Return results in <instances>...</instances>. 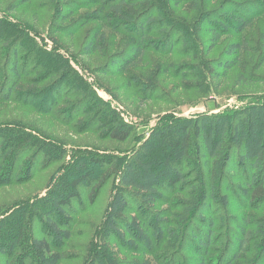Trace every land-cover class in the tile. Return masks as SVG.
Here are the masks:
<instances>
[{
	"label": "rangeland",
	"instance_id": "obj_1",
	"mask_svg": "<svg viewBox=\"0 0 264 264\" xmlns=\"http://www.w3.org/2000/svg\"><path fill=\"white\" fill-rule=\"evenodd\" d=\"M189 4L191 0H157L154 16L164 18L147 38L158 42L125 68L124 62L132 61L136 39L124 30H113L107 20L109 11L95 0H0V95L16 79L11 74L14 65L20 75L10 100L0 99V125L23 127L65 151L59 160L42 165L44 157L40 156L28 182L0 186V217L50 197L63 183L87 174L99 186L93 201L87 199L84 187L79 188L81 202L71 201L66 211L71 237L61 249L65 259L60 264H98L99 260L106 264H197L195 259L205 253V264L217 260L221 264L220 259L227 260L237 251L229 248L239 235L238 224L243 223L251 233H245L244 258L237 264H264L260 248L264 235L258 225L264 218V203L259 209L245 205L239 198L241 176L233 172L225 174L218 201L210 205L207 217L198 211L190 216L184 204H178L177 195L163 193L164 199L152 211L170 222L174 236L163 237L151 250L128 248L106 229L108 205L118 184L114 165L126 160L151 130L178 118L227 114L264 102V62L259 63L264 0H198V11ZM237 13L252 14L251 25L240 34L227 25L215 40L211 30L216 21L234 19ZM97 33L104 36L103 49L85 54L86 43ZM238 41H246L250 51L225 69L221 62L232 56L224 51ZM114 60L118 66H113ZM91 93L107 103L117 119L132 125L125 141L109 139L106 126L92 124L93 115L103 112L99 101L95 105L89 100ZM210 102L215 104L212 109H208ZM223 195L228 199L225 205H221ZM129 203L125 217L136 215L140 222L148 218L136 214L135 205ZM197 214L215 224L213 244L206 249H197L189 239L191 230L198 232L202 224ZM37 220L32 234L41 236Z\"/></svg>",
	"mask_w": 264,
	"mask_h": 264
},
{
	"label": "trees",
	"instance_id": "obj_2",
	"mask_svg": "<svg viewBox=\"0 0 264 264\" xmlns=\"http://www.w3.org/2000/svg\"><path fill=\"white\" fill-rule=\"evenodd\" d=\"M156 1L95 0L109 11L106 16L113 30H124L136 39L132 61H125V68L131 66V62H136L135 59L142 57L145 50L158 42L147 38L153 26L164 18L154 16ZM189 8L198 11V0H191ZM252 20V14L246 16L237 13L234 19H218L211 31L216 36L215 40L226 32L227 25H232L240 34L251 25ZM261 36L263 50L259 53L260 64L264 62V31ZM103 40V35L95 34L93 39L86 43L83 52L88 54L101 51L104 47ZM249 51L246 41L231 43L224 52L232 58L221 62V66L225 69L235 66L239 63V55ZM117 62L114 60L113 66H118ZM11 74L19 80L20 75L15 65ZM16 79L12 80L10 90L5 91V94L1 93L2 101L10 100ZM2 90L3 87L0 92ZM90 99L95 105L99 101L102 106L100 110L103 112L93 115L92 124L98 127L106 126L109 139L125 141L132 125L117 119L110 111L109 105L97 95L91 93ZM18 127L12 124L0 125V186L28 182L33 178L40 156L44 157L40 162L42 165L48 160H59L65 152L48 144L45 139L32 135L28 129ZM30 153L31 155H28ZM114 168L118 184L108 205L106 229L128 248L141 246L151 250L155 242L174 234L169 227L170 222L152 211L155 204L164 199L163 193L177 195L178 204H184V210L190 216L198 211L204 212L207 217L210 205L218 201V190L220 184L225 181L227 172L241 176L243 185L238 187L239 198L244 200V204H249V208L259 209L264 203V102L252 103L227 114L207 113L194 118L169 121L151 130L140 146L126 160L114 165ZM93 180L92 176L87 174L63 183L64 186L54 190L50 197L39 198L35 204L19 206L7 212L6 217H0V264H60L65 259L61 249L71 237L66 211L72 207V200L77 204L81 202V187L86 188L87 199L90 197L93 201L99 188L93 184ZM166 190L167 192H164ZM182 198L185 201L181 200ZM180 200L183 203H180ZM130 201L135 205L136 214L148 215L146 220L142 219L140 222L136 215L125 217L131 207ZM227 202L228 199L223 195L221 205ZM196 216L202 224L198 227V232L191 230L189 239L197 249H206L213 244L211 236L215 224L200 214ZM34 218L40 223L41 236L32 234L36 226ZM184 222L188 224L189 220ZM247 225L238 224L239 235H235V243L232 242L229 248L233 247L238 252L229 254L227 260L220 259L221 264H237L240 258H244L242 252L247 238L245 233L250 232L246 231ZM258 225L264 235V218ZM260 248L264 250V242ZM204 255L206 253L195 259L198 260L197 264H205ZM98 264L106 263L99 260ZM139 264L151 263L142 261ZM215 264L220 262L217 260Z\"/></svg>",
	"mask_w": 264,
	"mask_h": 264
},
{
	"label": "water",
	"instance_id": "obj_3",
	"mask_svg": "<svg viewBox=\"0 0 264 264\" xmlns=\"http://www.w3.org/2000/svg\"><path fill=\"white\" fill-rule=\"evenodd\" d=\"M214 103L213 102H210L209 104H208V109H212L213 107H214Z\"/></svg>",
	"mask_w": 264,
	"mask_h": 264
}]
</instances>
